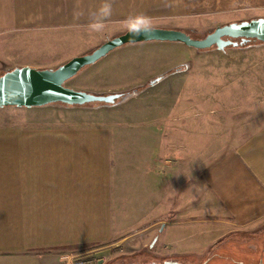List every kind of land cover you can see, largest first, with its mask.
<instances>
[{
  "label": "crops",
  "instance_id": "crops-1",
  "mask_svg": "<svg viewBox=\"0 0 264 264\" xmlns=\"http://www.w3.org/2000/svg\"><path fill=\"white\" fill-rule=\"evenodd\" d=\"M154 17L155 0H0V33L18 34L20 46L36 47L41 38L50 45L55 33L96 35L99 43L111 30ZM96 22L99 30L91 28ZM182 64H169L150 80ZM182 71L188 70L167 77ZM234 81L225 84L224 103L209 110L213 116L225 107V115L204 131L200 123L186 132L197 142L169 135L170 113L141 121L147 149L117 122L82 119L118 103L15 106L27 119L0 122V264H63L87 256L70 251L93 252L96 245L108 255L99 264H119L113 257L134 254L155 238L158 253L184 255L264 221V99L236 102L241 91L259 88ZM7 108L0 117L10 114Z\"/></svg>",
  "mask_w": 264,
  "mask_h": 264
},
{
  "label": "rangeland",
  "instance_id": "rangeland-1",
  "mask_svg": "<svg viewBox=\"0 0 264 264\" xmlns=\"http://www.w3.org/2000/svg\"><path fill=\"white\" fill-rule=\"evenodd\" d=\"M260 17H264V0H155V17L149 20L133 21L129 27L133 25L140 27L138 25L147 24L145 26L176 28L192 38H201L216 26ZM127 26H123L124 29L119 33L113 34L111 30V33L106 34L104 41L125 32L128 30ZM17 35L0 33V75L5 70L18 65L34 68H50L53 65L56 67L74 56L90 51L91 48L103 42L97 43L96 35L86 38L69 33H55L47 38L51 46L43 43L41 38L34 48L24 41H22V46L18 45L15 42L18 39ZM176 61H183V64L179 65L181 68L177 71L183 69L188 71H182L181 74L170 77H167L168 74L170 75V71H167L168 74L163 77H167L166 79L152 84L153 86L149 85L148 81L151 76L164 72L167 70L166 66ZM173 72L176 71L173 70L171 73ZM263 72L264 43L249 41L241 46L225 47L223 51H216L213 47L197 51L179 42L152 41L124 45L113 50L103 57V60L84 68L66 81V86L97 94L124 92L139 87V85L143 90L148 86L142 93L138 94L140 90L124 98L125 102L119 103L117 100V106L100 108V112L86 114L82 118L88 119L93 115H99L100 118L117 122L123 126L122 131L125 135L134 138L137 133V139L132 142L140 149H147V127L145 125L141 129L140 123L141 121L146 122L149 116H156V111L166 115L171 114L172 122L166 125L170 128L169 135L172 138L177 135L183 136L186 141L190 142L189 140L195 139V135L191 133L189 134L191 136H186L188 134L186 132L192 131L200 123L204 131L209 127L212 118L216 119L217 116L221 119L220 115H225V107L219 108L223 114L219 112L213 116L209 110L212 105L216 108L220 106L214 105L216 101L224 103L226 100L225 84L228 78L235 77L234 85L241 84L245 87L251 83V87L259 88V90L252 88L247 92L241 91L236 95V102L263 100L264 76H259L263 75ZM186 73L189 75L186 76ZM107 89L109 91H106ZM136 94L138 95L132 97ZM115 104L93 102L84 106L99 108ZM5 107H10L7 109L11 112L0 117L2 118L0 122H18L24 118L27 119L23 115L25 110L22 109L21 114H15L18 111L15 106ZM132 122H136L139 126L130 125ZM161 125L164 126V123ZM224 127L225 125L222 124L219 127L220 131L224 130ZM141 131H146L143 133L144 137ZM171 141L174 142V140ZM195 141L197 142L196 139ZM128 142L131 141L128 140ZM198 225L202 227L207 224ZM184 226L188 227L189 224L185 223ZM211 240L213 243L202 247L201 251L186 253L182 258L194 259L195 255H198L201 256V260L205 261V264H264V221L250 226L247 230L234 231L215 241L214 238ZM91 248L94 249L93 252L90 251L91 249L89 251L85 249L70 251L69 254H87L85 257L88 258H83L91 259L98 264L99 259L108 258L103 246L96 245ZM121 253L126 256L130 255L126 252ZM111 254L116 253L112 251ZM79 255L76 257H80Z\"/></svg>",
  "mask_w": 264,
  "mask_h": 264
},
{
  "label": "water",
  "instance_id": "water-1",
  "mask_svg": "<svg viewBox=\"0 0 264 264\" xmlns=\"http://www.w3.org/2000/svg\"><path fill=\"white\" fill-rule=\"evenodd\" d=\"M136 32L139 34H135ZM150 41L179 42L197 51L211 47L216 51H223L225 47H237L249 41L264 43V17L219 25L201 38H192L176 28L135 27L56 67L17 66L7 69L0 75V108L5 106L30 108L54 103L69 106H82L93 102L115 104L117 100L120 103L131 95L123 96L120 92L97 94L76 90L66 86V81L121 46ZM178 67L175 71L179 69ZM167 74L151 79L149 84L160 81Z\"/></svg>",
  "mask_w": 264,
  "mask_h": 264
},
{
  "label": "flooded vegetation",
  "instance_id": "flooded-vegetation-1",
  "mask_svg": "<svg viewBox=\"0 0 264 264\" xmlns=\"http://www.w3.org/2000/svg\"><path fill=\"white\" fill-rule=\"evenodd\" d=\"M229 47V46H228ZM156 238L153 239L151 243L147 245L146 248L137 251L134 254L130 255H121L116 258V260H120L119 264H205V261L201 260L198 255H195L194 259H184L181 254H170L163 255L157 252L155 245ZM176 255V256H175ZM132 256V258H129ZM185 257V256H184ZM126 261V263H123Z\"/></svg>",
  "mask_w": 264,
  "mask_h": 264
},
{
  "label": "built area",
  "instance_id": "built-area-1",
  "mask_svg": "<svg viewBox=\"0 0 264 264\" xmlns=\"http://www.w3.org/2000/svg\"><path fill=\"white\" fill-rule=\"evenodd\" d=\"M63 264H98L91 259L85 258H75V259H66Z\"/></svg>",
  "mask_w": 264,
  "mask_h": 264
},
{
  "label": "trees",
  "instance_id": "trees-1",
  "mask_svg": "<svg viewBox=\"0 0 264 264\" xmlns=\"http://www.w3.org/2000/svg\"><path fill=\"white\" fill-rule=\"evenodd\" d=\"M178 68L180 69L181 67H178ZM173 70H175V69H171V70H169V71L172 72ZM141 88H142V86H139V87H135V88H132V89L127 90V91H124V92H120V93H121L123 96H128V95H131L132 93H136V92L140 91Z\"/></svg>",
  "mask_w": 264,
  "mask_h": 264
},
{
  "label": "clouds",
  "instance_id": "clouds-1",
  "mask_svg": "<svg viewBox=\"0 0 264 264\" xmlns=\"http://www.w3.org/2000/svg\"><path fill=\"white\" fill-rule=\"evenodd\" d=\"M102 24L101 23H99V22H96V23H93V24H91V28L93 29V30H99L100 28H102ZM135 34H139L138 32H136Z\"/></svg>",
  "mask_w": 264,
  "mask_h": 264
}]
</instances>
